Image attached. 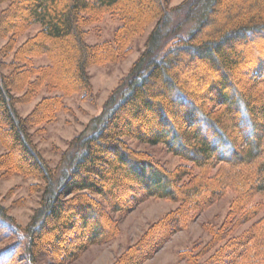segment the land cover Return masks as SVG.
Segmentation results:
<instances>
[{
  "label": "trees",
  "instance_id": "1",
  "mask_svg": "<svg viewBox=\"0 0 264 264\" xmlns=\"http://www.w3.org/2000/svg\"><path fill=\"white\" fill-rule=\"evenodd\" d=\"M170 1L0 0V177L33 178L40 184L30 190L41 192L26 228L6 220L9 235L23 239L24 258L14 259L18 245L7 246L0 264H38L40 252L51 264L73 263L118 236L114 214L129 215L151 198L176 203L112 263L144 264L228 191L234 197L222 224L178 259L264 264V214L253 203L264 196V0H186L193 26L178 38L165 30ZM106 14L120 27L111 41L88 45L85 28ZM153 23L128 76L88 133L71 142L65 168H51L30 129L69 112L66 97L91 101L88 69L126 59ZM35 24V35L17 46ZM42 56L47 64L35 65ZM42 93L18 115L17 105ZM124 138L163 145L186 165L170 170Z\"/></svg>",
  "mask_w": 264,
  "mask_h": 264
},
{
  "label": "rangeland",
  "instance_id": "2",
  "mask_svg": "<svg viewBox=\"0 0 264 264\" xmlns=\"http://www.w3.org/2000/svg\"><path fill=\"white\" fill-rule=\"evenodd\" d=\"M185 2L186 0H171L168 4L170 14L167 24L165 23V30L169 32L172 38L185 36L193 26L191 22L185 21L187 6ZM5 7L6 4L1 5L0 10ZM120 25L121 21L118 18L106 14L101 21L85 28V42L88 45H96L111 41L114 32ZM154 26L153 23L142 37L132 43L131 52L123 61L101 67L92 66L88 69L92 85L91 101H84L80 94L66 97L64 103L70 109L69 112H61L56 120L50 124L30 129L37 149L51 168L57 169L59 173L65 168L67 157L74 152L71 142L79 135L87 132L92 120L101 115L105 103L120 86L121 80L128 76L134 63L145 51L147 37ZM39 28L40 25L38 24L32 26L18 38L17 46L35 35ZM173 28H178V30L171 35ZM5 42L6 40H0V47ZM47 62L45 56L34 58L35 65H45ZM42 95L43 93L30 104L17 105L15 108L18 115L21 117L28 115ZM123 140L135 150L152 154L170 170L179 165H186L179 158L167 153L163 145L150 146L129 138ZM3 152L0 147V154ZM34 184H40V182L33 178L21 176H11L8 179L0 177V215L3 214V217L0 218V251L5 250L7 246L18 245L17 252L19 253L14 258L16 260L24 258L22 250L24 242L17 235L10 236L5 224L8 220L22 229L30 224L39 209L41 198V192L37 193L30 190ZM233 197L231 191L226 192L221 199L192 220L185 230L174 235L160 251L144 264H185L178 259L177 253L192 247L194 244L206 243L209 240L206 231L222 224ZM253 203L262 204V212L258 216L260 217L264 214V196H256ZM175 207L176 203L151 198L139 205L129 215L114 214L119 226L118 236L108 244L91 247L77 261L70 264H112L127 247L139 240L150 225ZM253 221L238 227L233 234H240ZM36 257L38 264H51L44 253L40 252ZM17 264H27V261H17Z\"/></svg>",
  "mask_w": 264,
  "mask_h": 264
}]
</instances>
